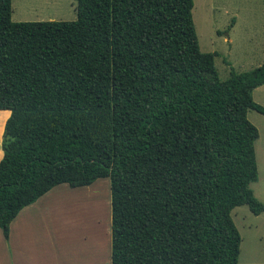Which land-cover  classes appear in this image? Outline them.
Wrapping results in <instances>:
<instances>
[{
    "label": "trees",
    "instance_id": "obj_1",
    "mask_svg": "<svg viewBox=\"0 0 264 264\" xmlns=\"http://www.w3.org/2000/svg\"><path fill=\"white\" fill-rule=\"evenodd\" d=\"M75 20L12 22L0 0V232L57 185L108 179L110 264H236L229 213H264L251 92L219 81L192 0H72Z\"/></svg>",
    "mask_w": 264,
    "mask_h": 264
},
{
    "label": "rangeland",
    "instance_id": "obj_2",
    "mask_svg": "<svg viewBox=\"0 0 264 264\" xmlns=\"http://www.w3.org/2000/svg\"><path fill=\"white\" fill-rule=\"evenodd\" d=\"M10 7L12 22L73 21L76 18L72 0H10ZM191 18L200 52L217 54L213 65L219 81L226 80L230 70L247 72L264 63V0H192ZM252 95V101L264 108V86L254 89ZM6 114L8 112L0 111V120ZM246 120L258 133L253 144L257 178L249 187L254 198L264 203V116L248 110ZM108 184L107 178L75 189L61 184L50 189L49 195L41 200L53 208H61L65 233L68 224L70 228V256L73 251L79 253V246L86 248L89 256L94 255L97 259L101 256L92 248L90 236L97 230L101 242L106 244L103 232L99 230L104 220L97 226L93 221L94 214L98 215L95 207L76 206L75 198L86 202L90 196L86 199L84 193L99 196L97 202L102 201L99 203L102 209L106 202L105 212H99V216L109 219ZM229 217L240 237L236 264H264V213L254 216L246 205H241L233 208ZM108 228L109 224L106 231ZM67 250L65 245L66 254Z\"/></svg>",
    "mask_w": 264,
    "mask_h": 264
},
{
    "label": "crops",
    "instance_id": "obj_3",
    "mask_svg": "<svg viewBox=\"0 0 264 264\" xmlns=\"http://www.w3.org/2000/svg\"><path fill=\"white\" fill-rule=\"evenodd\" d=\"M252 92L251 98H253ZM8 114L0 120V136ZM60 190V192L64 191L63 189ZM76 194H79V192ZM84 194H87L86 199L88 196H90V198L86 202H82L79 198H75V202H77L75 205L79 207H95L98 215L94 214L95 220L93 221L97 226H100V222L104 220V225L103 227L100 226L99 230L103 232L106 244L104 241L101 242L102 238L97 230H95L94 233L92 231L90 236L92 238V248L98 250V254H101L100 257L98 255L99 259H97L94 255L89 256L86 248L81 246L78 248L79 253L73 251V255L70 256L69 246L71 239L69 224L68 230L65 233V221L61 215V208H56V206L53 208L47 202H41V200L45 198L44 196L49 195L47 192L38 198L34 203L24 207L18 212L14 219L9 223L7 240L3 239L0 232V264H110L109 228L106 231L108 224L110 225V218L108 219L107 216H105V218L104 216H99V212H105L103 210H105L106 202L103 206L104 209H102V201L97 202V200H99V196H93L91 193ZM90 213L91 212L88 213L89 221L91 220ZM107 219L109 221L108 223L106 222ZM65 245L68 248L67 254L65 251ZM86 256H88V258H86Z\"/></svg>",
    "mask_w": 264,
    "mask_h": 264
}]
</instances>
